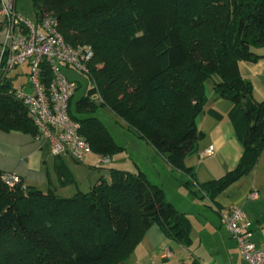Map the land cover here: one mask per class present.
Here are the masks:
<instances>
[{"label": "trees", "instance_id": "trees-1", "mask_svg": "<svg viewBox=\"0 0 264 264\" xmlns=\"http://www.w3.org/2000/svg\"><path fill=\"white\" fill-rule=\"evenodd\" d=\"M30 1L35 22L53 13L66 44L93 51L87 78L94 86L74 111L72 97L68 110L91 152L108 158L121 150L94 116L100 107L180 172L181 186L198 200L212 203L253 169L264 148V102L253 100L237 63L264 58V0H156L162 23L152 29L140 0ZM41 69L47 85L50 69ZM207 80L232 104L228 117L242 153L233 170L197 185L183 161L196 152L195 119L206 103ZM14 91L11 79H0V131L33 137L35 128ZM93 95L101 101L90 102ZM54 160L58 181L72 184L60 157ZM3 175L0 264H117L152 226L170 241L190 244L189 219L138 170L110 169L109 180L100 178L89 191L66 199L21 182L8 187Z\"/></svg>", "mask_w": 264, "mask_h": 264}, {"label": "crops", "instance_id": "crops-1", "mask_svg": "<svg viewBox=\"0 0 264 264\" xmlns=\"http://www.w3.org/2000/svg\"><path fill=\"white\" fill-rule=\"evenodd\" d=\"M2 40V33H0V48ZM22 66L25 68L22 69V73H14L11 79L12 83L19 78V75L24 74L28 78V67L27 65ZM237 68L241 79L251 85L253 100L257 103L264 102V58L256 62H238ZM204 86L206 103L195 119V126L200 138L196 144V152L191 156H187L183 161L185 168L192 170L197 185L217 180L233 170L242 153L241 144L235 136L233 126L228 117L232 104L214 93L211 80L205 81ZM12 88L14 90L22 89L24 93L31 92L28 82L17 87L12 86ZM134 137L139 141L138 136ZM137 143L141 147H148V151H151L150 146L145 141L140 140ZM209 147L214 150L213 156L200 159V153ZM43 148L45 147L36 144L29 134L0 131V172L15 175L26 187H33L40 191L51 190L55 194V186L47 180L45 173L42 172L41 166L45 164ZM151 149L153 150L152 147ZM47 150L49 151V148ZM154 153L156 152L154 151ZM64 159L68 160L71 158L68 156L60 157L63 164L66 162ZM99 159L101 161L100 157ZM122 159L121 156L115 155L109 158L108 163L102 164L101 162V165H97V167L102 169L105 165L109 166L110 164L107 167L108 169H106L107 173L102 178L109 180V170L116 169L115 167L121 168L116 169L120 171H141L138 165H136L135 169L123 167V164H121ZM163 161L165 162L164 159ZM169 169L171 173L175 171L171 167ZM141 172L144 174L143 171ZM176 172L179 173L178 175H182L180 172ZM182 177L184 178L183 175ZM96 182L94 181L92 185H89L86 191H76V193L89 191ZM47 184H50V186L47 187ZM253 192L258 194V198L255 201L249 199V195ZM57 197L68 198L67 196ZM186 197H189L191 201L189 210L187 208L179 209L167 197L165 199L188 219L197 210L199 226L204 232L210 230L208 232L214 235L215 229H217L228 235L229 241L219 242L213 239L212 244L208 243L206 247V249H209L208 253H221L222 257L204 259L195 253L200 246H197L196 249L194 247L196 243L192 235L193 228L190 222V244L188 246L179 245L166 239L157 226H152L144 233L143 238L135 246L128 259L119 264H245L236 242L220 226V218L227 215L233 208L240 209L244 213L247 221L251 223V229L254 232V242L257 246L264 248V148L253 169L219 193L212 203L207 199L198 200L193 196ZM198 240L200 241V237H198ZM218 247H220V252H218Z\"/></svg>", "mask_w": 264, "mask_h": 264}, {"label": "built area", "instance_id": "built-area-1", "mask_svg": "<svg viewBox=\"0 0 264 264\" xmlns=\"http://www.w3.org/2000/svg\"><path fill=\"white\" fill-rule=\"evenodd\" d=\"M0 79L18 66L27 65L30 93L22 89L14 91L22 101L27 116L35 128L33 141L46 144L53 158L68 156L80 163L89 153L88 143L79 135V125L69 115V101L76 91L77 83L62 74L61 68L79 71L88 75L87 64L93 58L88 45L72 47L65 43L58 32L57 20L53 15L44 14L40 21L24 19L14 7V0H0ZM50 69L47 85L42 83V65ZM98 101L100 97L98 96ZM212 147L200 153L199 158L211 157ZM107 160H101L103 164ZM8 186L18 183L13 174H4ZM258 194L253 192L249 199L255 201ZM222 226L236 242L245 264H264V248L256 245L251 223L240 209L233 208L220 218ZM168 257V254H167Z\"/></svg>", "mask_w": 264, "mask_h": 264}, {"label": "rangeland", "instance_id": "rangeland-1", "mask_svg": "<svg viewBox=\"0 0 264 264\" xmlns=\"http://www.w3.org/2000/svg\"><path fill=\"white\" fill-rule=\"evenodd\" d=\"M105 0H88V2L96 3V2H103ZM140 6L142 7L144 13L147 15L148 23L150 24V28L152 29L153 26H160L162 21V16L159 13L156 0H140ZM14 7L16 11L21 14L25 20L33 22L35 21V16L33 12L32 3L30 0H14ZM48 15H53V13H46ZM1 33V31H0ZM92 60V59H91ZM24 66H18L15 70L6 74L7 78L12 79L14 73L21 72L24 69ZM97 68L95 66L94 70ZM62 74H64L68 79L74 80L77 82V90L72 99V111H74V107L76 103L83 98L85 90L90 88V86H94L93 82H88V78L86 74L80 73L79 71H72L66 68H61ZM22 73V72H21ZM20 74V73H19ZM93 76V73L91 74ZM19 78L12 83L13 87H17L20 84L27 83L28 78L26 75H19ZM207 87V86H206ZM28 92V90H26ZM90 102L98 101V96L93 95L89 98ZM94 116L101 121L104 125L106 130L109 132L111 137L113 138L115 144L121 149L117 151V155L121 156L123 167L129 169L132 167L135 169L136 165H138L141 171L144 172L145 177L148 181L153 183V185H157L159 188L162 189L164 196L167 197L169 201L174 203L179 209H190L191 201L189 197L186 196H193L191 193H188L182 186L181 183L183 182L184 178L182 175H178L176 171H170V167L167 163L163 161V159L150 148L151 151H148V147H141L138 145L134 136L137 137L136 133L130 130L125 123L119 120L110 110L107 108H96ZM33 138V137H32ZM142 142V141H141ZM37 144V143H36ZM145 146V145H143ZM41 147H45L42 149L44 162L42 164V172L45 173L47 180L52 182L53 186H55V196H63V197H72L75 195L76 191H86L89 188V185H92L94 181H98L100 178L107 173L108 165H105L100 169L97 165H101V161L99 159V155L96 152H91L85 156L82 162L77 163L71 159H64V166L66 168L67 174H69V178L72 177L73 183H61L58 181L55 173V160L50 155L49 151L47 150V145H41ZM114 157V156H112ZM62 158V157H61ZM101 158V157H100ZM110 157L108 158H101V160H107L108 163ZM103 164V163H102ZM106 164V163H105ZM103 166V165H102ZM116 169H121L115 167ZM140 171V172H141ZM18 179V178H17ZM19 181V179H18ZM21 182V181H19ZM56 184V185H55ZM50 184H47V187ZM12 187V186H8ZM53 189V188H52ZM66 199V198H65ZM194 200V199H193ZM195 202V200H194ZM198 205H202L197 203ZM183 207V208H182ZM208 210V209H207ZM197 211V210H196ZM196 211L194 215H191L189 220L192 224L193 228V237L195 239L196 247L197 248L196 254L201 256L204 259H209L211 257H222V254L214 253L212 254L209 252V249H206L208 243L211 245L212 241H229V237L225 234L222 230L215 229V233L203 231L199 226V218L197 217ZM206 213V212H205ZM206 214H209L208 212ZM210 215V214H209ZM209 217V216H208ZM214 236V237H213ZM200 237V241L198 240ZM220 252V247H218ZM128 259V258H127ZM121 262H118L119 264Z\"/></svg>", "mask_w": 264, "mask_h": 264}]
</instances>
